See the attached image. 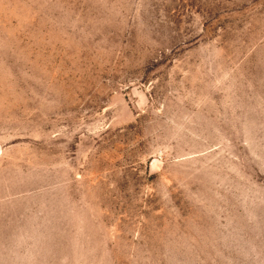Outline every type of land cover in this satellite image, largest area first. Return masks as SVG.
Segmentation results:
<instances>
[{
    "label": "rangeland",
    "instance_id": "obj_1",
    "mask_svg": "<svg viewBox=\"0 0 264 264\" xmlns=\"http://www.w3.org/2000/svg\"><path fill=\"white\" fill-rule=\"evenodd\" d=\"M26 238L264 264V0H0V253Z\"/></svg>",
    "mask_w": 264,
    "mask_h": 264
},
{
    "label": "crops",
    "instance_id": "obj_2",
    "mask_svg": "<svg viewBox=\"0 0 264 264\" xmlns=\"http://www.w3.org/2000/svg\"><path fill=\"white\" fill-rule=\"evenodd\" d=\"M56 241L41 239L33 243L32 239L26 238L22 247L11 244L8 255L0 253V264H67L65 253L57 255L52 251V242Z\"/></svg>",
    "mask_w": 264,
    "mask_h": 264
}]
</instances>
